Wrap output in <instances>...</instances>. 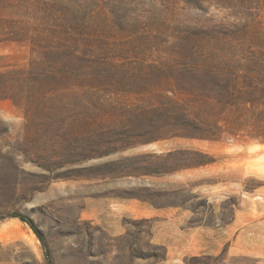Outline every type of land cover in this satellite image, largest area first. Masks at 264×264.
I'll return each mask as SVG.
<instances>
[{"label":"rangeland","instance_id":"rangeland-1","mask_svg":"<svg viewBox=\"0 0 264 264\" xmlns=\"http://www.w3.org/2000/svg\"><path fill=\"white\" fill-rule=\"evenodd\" d=\"M256 59L264 0H0V264H264Z\"/></svg>","mask_w":264,"mask_h":264},{"label":"trees","instance_id":"trees-1","mask_svg":"<svg viewBox=\"0 0 264 264\" xmlns=\"http://www.w3.org/2000/svg\"><path fill=\"white\" fill-rule=\"evenodd\" d=\"M248 67V65H245ZM254 73L236 75L235 90L237 105L241 110L252 111L258 109V115L264 124V59L254 60L249 67ZM21 220L27 222L39 239L42 235L33 223L22 216L16 215Z\"/></svg>","mask_w":264,"mask_h":264}]
</instances>
